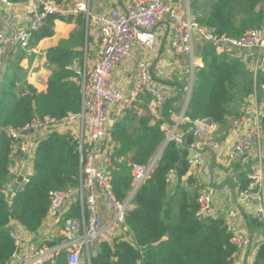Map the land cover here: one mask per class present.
<instances>
[{"label": "trees", "instance_id": "trees-1", "mask_svg": "<svg viewBox=\"0 0 264 264\" xmlns=\"http://www.w3.org/2000/svg\"><path fill=\"white\" fill-rule=\"evenodd\" d=\"M59 3L64 0H56ZM264 0H217L210 8L206 24L218 37L238 38L248 29L261 28L264 22ZM240 23L237 24V18ZM48 15L41 29L32 33L30 43L51 37L55 19ZM79 24L82 25L81 21ZM32 45V44H31ZM200 55L204 65L195 75L187 116L192 120L211 118L224 124L234 113L236 99L251 94L254 87L264 84V76L253 73L244 63L217 51L214 42H203ZM48 60L57 64L45 92L27 84L15 94V82L10 77L3 80L0 98V126L20 128L35 119L46 116L61 119L69 112L79 111L82 89L75 82L76 73L71 68L74 56L67 41L48 52ZM242 95V96H239ZM150 101L151 96L146 95ZM168 118L167 110L165 112ZM132 111L127 109L113 125L110 135L116 143L112 155V187L118 199H124L132 182L133 165H146L166 138L162 129L164 119L149 125L142 117L140 126L131 128ZM264 131V117L261 121ZM188 143L194 141L189 135ZM14 140L0 131V264H11L16 246L9 226L16 221L29 232H37L49 216L51 192L64 191L78 184L80 154L78 141L72 134L52 132L36 146L33 173L29 182L7 198L6 183L15 165L12 153ZM133 152V153H132ZM130 162L126 159L131 154ZM189 150L170 141L145 183L136 192L134 211L126 216L128 231L114 243L103 241L90 264H233L239 247L233 241L224 215L200 218L197 216L200 189L203 188L190 172ZM181 168L183 183H167L171 171ZM249 177L240 178V190L247 188ZM78 203L71 204L66 216H76ZM255 227H264V221L251 219ZM132 236V240L129 239ZM54 242H49L52 245ZM257 264H264V243L257 255ZM51 264V263H45ZM56 264H68L66 254L59 255Z\"/></svg>", "mask_w": 264, "mask_h": 264}, {"label": "built area", "instance_id": "built-area-1", "mask_svg": "<svg viewBox=\"0 0 264 264\" xmlns=\"http://www.w3.org/2000/svg\"><path fill=\"white\" fill-rule=\"evenodd\" d=\"M7 2L9 1L7 0ZM28 2L30 4L29 26L14 38L16 43L22 47H27L30 44L32 33L41 29L48 15L64 18L83 14L87 21L93 19L96 22L102 48L99 59L84 74L82 103L79 111L69 112L61 119L51 116L35 119L17 129L0 126V131L6 132L14 140L12 153L15 155L18 166L27 162L29 157L33 159L31 155L34 157L36 146L41 141H29V134L43 132L44 138H46L52 132L60 133V130L65 126L76 127V139L80 154L77 186L64 191L51 192L49 214L59 213L58 217L61 218L62 230L61 240L52 245L43 243L29 251L20 253L21 233L13 229L11 237L14 240L16 250L11 259V264L13 260H15L14 264H56L61 254H66L68 264H81L84 257L90 264L93 244H99L103 241L114 243L128 231L125 221L128 213L136 208L133 198L150 176L165 146L170 141H174L177 145L187 148L184 146V142H187L186 138L176 132L178 127L193 123L194 141L190 144L187 142L191 149H199L196 139L202 135L206 137L203 141L200 138V144L216 147L215 141L211 138L212 125H207L204 122L205 119L192 120L186 115L185 108L178 122L171 125L172 128L168 131L163 145L149 162L146 165H133L131 188L124 199L117 198L112 187L114 171L112 155H106L102 167L98 166L95 161L98 152L97 146L102 141L107 140L112 129H108L111 109L116 105H130L142 96L150 95L149 109L153 116L152 119L155 122L158 119H164V121L166 119V116L163 117L161 114V108L166 99L165 91L151 84L145 61L137 63L136 84L129 93H125L111 84L112 74L128 57L133 44L140 43L151 49L156 42L154 29L164 17H167L173 25L171 48L177 55L190 57L194 73L196 67H203L202 63L198 64L195 54L197 40L214 42L220 49H224V45H228L238 51L244 49L263 50L264 26L248 29L238 38L218 37L206 24L192 18L188 4L185 8L177 7L173 4V0H125L122 7L111 8L108 12L96 16L92 12L90 0H76L74 2L64 0L61 3L56 0H29ZM6 41L7 39L0 34V49ZM26 50L29 54L38 53L36 47H28ZM263 117L264 105L258 114V121L255 125L239 133L234 146L230 149V156L242 155L259 144L263 131L261 127ZM230 123L233 127L242 125L243 121L232 119ZM161 127L163 129V124ZM187 149L189 150V148ZM199 151H194L190 160V172L194 173L196 177H198L197 174L201 175L208 168L207 161L203 159ZM22 176L23 180L10 189L9 196L18 192L23 184L29 182V177ZM248 177L247 188L244 190L239 188L238 199L236 195L235 201L238 207L239 203L250 205L254 216L264 221V163L261 156H258V163ZM166 180L169 184L175 183L176 172L171 171ZM73 196H75L74 203H78L79 211L76 216H66L70 209V205H66L67 200ZM99 196L104 197L110 209V216L106 221L99 213ZM212 200V189L200 190L197 199L199 204L198 217H215L212 214ZM229 217H233L232 212L227 213V218ZM226 223L228 229L233 233V241L239 248L244 247L249 238L247 234L237 231L231 221H226Z\"/></svg>", "mask_w": 264, "mask_h": 264}, {"label": "crops", "instance_id": "crops-1", "mask_svg": "<svg viewBox=\"0 0 264 264\" xmlns=\"http://www.w3.org/2000/svg\"><path fill=\"white\" fill-rule=\"evenodd\" d=\"M66 1L74 2L76 0ZM124 1L90 0V4L92 12L96 16L108 12L111 8L122 7ZM216 1L173 0V4L181 8H185L186 4H188L192 18L197 20V17L206 19L211 6ZM262 4L264 6V1ZM240 17L241 15L237 18V24L240 23ZM79 21H81L82 25L79 24ZM29 23V2L9 3L7 0H0V34L7 39L0 49V98L5 77H10L15 82V94L17 96L20 95V91L27 84L33 85L39 92H45L52 72L57 69V64H53L48 60V52L64 41H67L70 53L74 56L71 68L77 76L73 80L80 84L82 89L85 72L92 68L101 54L102 47L96 22L93 19L87 21L83 14L55 19L54 34L51 37L35 40L27 47H22L16 43L14 38L22 30L27 29ZM262 26H264V22ZM154 32L156 35L154 46L148 49L140 43H134L130 54L112 74L110 81L117 89L129 93L134 89L136 84V65L139 61H145L148 67L149 78H151V84L165 91L166 94L165 104L161 108V114L164 117L167 110L168 118L163 123V129H165L167 135L168 131L172 128L171 125L174 122H178L185 108V113H187L195 83V75L200 67H196L193 73L190 57L177 55L172 50L170 42L173 36V25L167 17H164L157 25ZM202 43L200 40L196 41L195 54L198 64L202 63L204 65L200 55ZM28 47H36L38 53L29 54L26 50ZM217 51L219 53H226L230 58L244 63L253 73L255 79L261 73L264 76V49H244L238 51L230 48L228 45H224V49L217 47ZM193 75L194 79L192 80ZM145 97L142 96L138 101L130 105H116L113 107L109 114L108 129H111L114 123L125 115L127 109L132 111V129L140 126V119L142 117L149 118V125H154L156 122L152 119L153 116L149 109L150 101L145 100ZM263 105L264 84L258 87L255 85L254 91L251 94L243 97V100L236 99V102L232 104L234 113L227 117L224 124L219 125L213 121L211 138L215 141L216 147H208L200 144V138L203 141L204 137H206L205 135L196 139L197 147L200 150L199 152L208 164V168L204 173H201V175L197 174V180L203 187L200 190H213L212 214L214 216L224 215L225 221H231L235 229L247 234V237H249L248 227H250L255 235L251 248L249 238L247 244L239 248L237 254L234 256L233 264H257L258 251L264 243V227L258 228L251 224V219L255 216L250 205L239 203V207L242 209L241 211L233 197L234 191L238 199L240 178L245 174L247 177L249 176L252 169L258 163V156H261L264 163V131L261 133L258 145L252 147L242 155H229L230 149L234 146L239 133L250 129L258 121V114L262 110ZM232 119L243 121V124L232 127L230 123ZM76 131L77 129L74 126H65L60 130V133H70L76 138ZM191 131L192 127L187 124L178 127L176 130L179 135H182L184 138L187 137V139ZM43 134V132L31 133L28 135V140L40 141L44 139ZM115 147L116 143L109 134L107 140L102 141L97 146L96 164L100 167L104 166L106 155H113ZM132 153L126 159L122 158L121 160L130 162ZM32 160L29 157L27 162L18 166L15 159V165L11 168L10 178L6 183L5 190L8 193L7 198H10L9 191L13 186L18 184V178L21 175H25V177L32 175ZM74 202L75 196L69 198L66 205H70L71 207V204ZM229 212L233 213V217L227 218V213ZM99 213L104 221L110 216L109 206L102 196H99ZM10 226H13L14 229L21 233L22 243L20 253L29 251L43 243H56L62 238L61 218L56 214H49L43 226L37 232L27 231L16 221H12ZM129 239L132 240L131 235H129ZM97 247L98 243L92 245L91 254L94 255L96 253ZM81 264H88L85 257Z\"/></svg>", "mask_w": 264, "mask_h": 264}, {"label": "water", "instance_id": "water-1", "mask_svg": "<svg viewBox=\"0 0 264 264\" xmlns=\"http://www.w3.org/2000/svg\"><path fill=\"white\" fill-rule=\"evenodd\" d=\"M9 2L11 3H20V2H28L29 0H8ZM204 122L207 124V125H212L213 124V120L211 118H206L204 120ZM191 127H192V131L189 135H192L193 132H194V126H193V123L189 124ZM188 135V136H189ZM186 140H187V137H186ZM184 146H186L187 148H189V153H188V157L187 159L190 161L193 154H194V151H199V149H191L190 146L187 144V142L185 141L184 142ZM31 157L33 158V155H31ZM23 180V176L21 175L19 178H18V183H20L21 181ZM183 183V175H182V172H181V168L178 166L176 167V185H181ZM233 197L234 199L236 200V194L235 192L233 191ZM239 209L242 211L241 207H239ZM243 213V212H242ZM57 216H59V213H56ZM9 230H13L14 227L13 226H9L8 227ZM248 233H249V242H250V248H251V245H252V242L254 240V233L251 231L250 227H248ZM15 263V260L12 261V264Z\"/></svg>", "mask_w": 264, "mask_h": 264}]
</instances>
